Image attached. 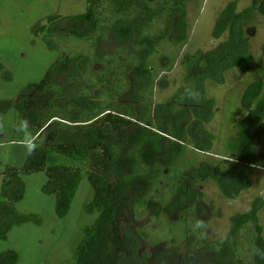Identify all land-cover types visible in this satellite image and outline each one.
I'll use <instances>...</instances> for the list:
<instances>
[{
  "label": "trees",
  "instance_id": "16d2710c",
  "mask_svg": "<svg viewBox=\"0 0 264 264\" xmlns=\"http://www.w3.org/2000/svg\"><path fill=\"white\" fill-rule=\"evenodd\" d=\"M189 1L167 0L156 7L150 0H88L87 11L64 19V26L50 17V26L37 29L38 33L48 30L88 41L91 53L61 55L41 82L28 86L39 95L23 100L19 108L24 110L35 144L24 168L7 170L18 185V190L9 193L13 202L20 200L25 187L19 175L45 170L48 179L43 190L56 195V213L65 217L82 180V169L66 164L47 166L49 153L55 151L78 162L88 160L94 199L87 209L99 215L78 247L74 264H143L145 257L138 255V248L146 234L134 230L130 221L142 218L147 210L161 211L164 204L167 216L176 213L184 222L181 236L192 238L186 249L195 246L230 264H264V228L259 219L264 196L256 198L250 210L231 218L225 238L213 240L207 235L208 222L200 218L204 208L199 188L217 178L224 197L234 200L252 187L251 177L263 158L258 148L264 139V81L255 80L243 91L244 115L237 123V136L229 143L231 166L223 169L203 161L186 171L177 164L189 140L204 152L213 147L214 134L206 124L215 115V101L206 98L205 82L224 83L228 70L248 72L258 65L245 28L256 13L264 16V0H254L241 12L236 10L237 2L229 3L213 30L214 39L226 32L228 39L211 51L185 55L186 85L166 102L154 105L160 71L172 70L177 56L159 53L161 45L169 42L181 48L187 44ZM157 25L164 27L151 34ZM110 38L117 40V49L104 52L103 43ZM155 57L161 61L157 66ZM95 62L101 69L94 67ZM58 70L75 84L73 91L56 83ZM125 97L130 104L124 103ZM174 175L172 192L168 195L167 191L161 201L151 199L162 178ZM34 218L11 219L0 237L7 238L13 224ZM18 259V252L11 250L0 255V264H17ZM182 264L213 263L183 259Z\"/></svg>",
  "mask_w": 264,
  "mask_h": 264
},
{
  "label": "rangeland",
  "instance_id": "374dc122",
  "mask_svg": "<svg viewBox=\"0 0 264 264\" xmlns=\"http://www.w3.org/2000/svg\"><path fill=\"white\" fill-rule=\"evenodd\" d=\"M150 1L159 7L167 0ZM233 1L237 2V12H241L250 7L254 0H191L187 3L188 42L181 48L169 42L161 45L159 53L177 56L172 70L160 71L155 85L154 105L166 102L186 85L185 55L195 54L198 50L211 51L228 39L227 32L220 39H214L213 30L221 12ZM87 9L88 0H0V234L6 223L17 216L36 217L33 221L13 224L7 238L0 237V255L17 251V264H74L78 247L99 215L98 211L91 213L87 209L94 199V189L87 174L91 169L88 160L78 162L55 151L49 153L47 166L66 164L82 169V180L65 217H59L56 213V195L43 190L48 179L45 170L19 175L25 189L23 197L15 202L9 192L18 190V185L14 184L17 181L7 173L11 168H24L35 144V135L24 121V110L19 108L23 100L39 95L37 90H29L28 86L41 82L61 55L91 53L88 41L50 34L48 30L38 33L37 29L43 25L50 26V17H56V21H61L59 25L64 26V19L83 14ZM163 27L157 25L150 33L155 34ZM245 29L250 41V53L258 65L248 72H241L237 68L228 70L224 83L205 82L206 98L215 101V115L206 124V129L214 134L213 147L204 152L189 140L185 143L184 156L177 163L179 168L188 171L203 161L223 169L231 166L229 143L237 136V123L244 115L241 107L243 91L255 80L264 81V16L256 13ZM117 46V40L110 38L102 48L104 52H111ZM154 60L156 66L161 63L160 57ZM94 67L101 69L102 65L95 62ZM55 81L64 85L68 92L75 89V84L59 70L56 71ZM124 100L126 104L131 102L128 97ZM258 154H262L263 158L258 161V170L251 177L252 187L243 191L237 199L224 197L217 178L199 185L203 192L204 208L200 218L208 222L207 235L211 239L225 238L231 228V218L250 210L254 200L264 196V139ZM176 180V175L163 177L161 187L155 188L151 199L161 201ZM164 207L165 204L161 211L153 213L147 210L142 218L130 221L134 230L146 234L140 238L138 248V255L145 257L143 264H182L183 259L230 264L217 260L212 252L195 249V246L191 248L190 245L186 249L192 238L181 236L185 232L184 222L176 213L167 216ZM259 219L264 228V208L259 212ZM133 263L137 264H130Z\"/></svg>",
  "mask_w": 264,
  "mask_h": 264
}]
</instances>
